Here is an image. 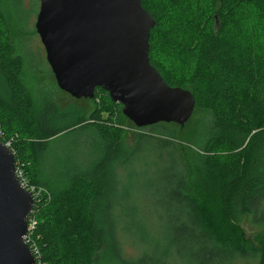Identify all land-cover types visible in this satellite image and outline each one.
Instances as JSON below:
<instances>
[{"label": "trees", "instance_id": "trees-1", "mask_svg": "<svg viewBox=\"0 0 264 264\" xmlns=\"http://www.w3.org/2000/svg\"><path fill=\"white\" fill-rule=\"evenodd\" d=\"M206 1L209 20L203 25L197 20L194 31L184 32L166 28V3L142 0L156 21L150 61L170 86L191 90L196 109L214 120V135L204 154L217 172L218 185L211 188L221 210L236 209L264 228V58L227 35L245 6L264 19V0ZM3 23L0 6V120L19 135L13 138L15 158L25 165L31 184L47 192L30 215L37 221L35 236L45 264H98L100 259L110 263L113 257L125 261L126 241L118 233L110 199L125 188L122 178L134 182L143 177H149L148 190L181 207L172 212L176 224L171 228L178 238L165 252L164 263L165 255L157 254L162 246L143 256L133 246V264H169L175 258L180 264H234L256 258L264 264V237L261 250L248 252L239 242H218L205 227L198 204L187 192L180 139L155 129L170 124L137 128L123 113L112 124L91 123L81 101L63 107L49 96L34 110L23 81V59L4 37ZM160 41L189 58L188 72L176 77L166 68L155 50ZM101 94L110 104L121 105L101 89L94 99L85 100L97 101ZM56 148L69 154L53 159L51 150ZM78 195L84 205L71 218L69 205ZM159 244L156 241L154 248Z\"/></svg>", "mask_w": 264, "mask_h": 264}, {"label": "rangeland", "instance_id": "rangeland-1", "mask_svg": "<svg viewBox=\"0 0 264 264\" xmlns=\"http://www.w3.org/2000/svg\"><path fill=\"white\" fill-rule=\"evenodd\" d=\"M161 2L166 3L170 10L167 29L194 31V23L197 20H201L202 25L209 20L206 0H190V3H186L185 0H161ZM40 4L41 0H0L5 15V23L2 24L4 37L13 44L16 54L23 59V81L34 110L46 96L54 98L63 107L76 104L75 98L58 87L47 61L46 50L36 31ZM216 22L218 25V20ZM227 35L235 42L244 43L264 58V19L260 18L252 7L243 8L233 21ZM155 50L158 59L166 68L173 71L176 77L189 71V58L181 51L164 46L161 41L155 45ZM76 101H81L79 105L88 109V120L91 123L112 124L123 110L121 105L110 104L104 94H101L97 101L96 99ZM213 122L209 113L196 109L184 128L178 124H170L171 126L166 129L161 127L155 129L158 132L168 130L171 136L180 139L187 192L198 204L206 222L205 227L216 240L226 245L239 242L248 252L261 250L264 228L255 224L252 217L245 216L236 209L223 212L222 206L217 203L218 198L213 195L211 187L218 185V176L216 169L209 164L204 154V148L214 135ZM0 128L7 141L13 138L19 139V135L12 130L9 122L0 120ZM68 154V151L64 152L61 148H56L51 150L50 155L53 158ZM148 180L149 177L147 179L143 177L132 182L122 178L125 188L111 195L110 204L119 225L118 233L121 231L126 241L123 242L126 250L123 255L125 261L113 257L110 263L100 259L98 264H133L134 260L130 257L136 255L137 249L142 256L153 255L155 250L160 248L159 246L162 247L157 254L161 257L169 250L175 238H178L175 230L171 228L176 224L172 212L181 210V207L174 203L170 204L162 196L155 194L154 190H148L145 187ZM83 205L84 202L80 198L73 201L69 205V217H76ZM156 241L161 245L154 248ZM165 257L166 255L161 258L162 263L165 262ZM172 262L180 264V260L176 258L169 260V264ZM234 264H258V259L237 260Z\"/></svg>", "mask_w": 264, "mask_h": 264}, {"label": "water", "instance_id": "water-1", "mask_svg": "<svg viewBox=\"0 0 264 264\" xmlns=\"http://www.w3.org/2000/svg\"><path fill=\"white\" fill-rule=\"evenodd\" d=\"M155 25L142 0H41L36 31L58 87L71 97L94 99L101 89L137 128H184L197 101L151 64ZM15 169V156L0 141V264H35L24 242L35 199Z\"/></svg>", "mask_w": 264, "mask_h": 264}, {"label": "built area", "instance_id": "built-area-1", "mask_svg": "<svg viewBox=\"0 0 264 264\" xmlns=\"http://www.w3.org/2000/svg\"><path fill=\"white\" fill-rule=\"evenodd\" d=\"M0 141L12 152V154L15 156V150L13 149V139L10 141H7L4 138V134L0 131ZM16 159V158H15ZM16 176L21 184V186L35 199V204L39 202L40 198L46 194L47 192L39 187H36L35 185L31 184L28 176L25 172V165L21 163V161H16V169H15ZM34 208V207H33ZM34 210L32 209L31 213ZM35 212V211H34ZM33 212V213H34ZM30 213V215H31ZM29 215L28 217V231L27 234L24 237V242L29 246L30 250L32 251L34 258H35V264H45L43 261L42 252L39 246V237L35 236V231L37 228V221Z\"/></svg>", "mask_w": 264, "mask_h": 264}]
</instances>
